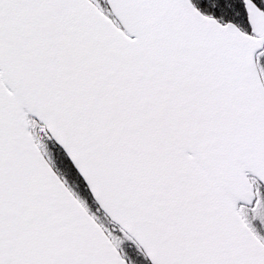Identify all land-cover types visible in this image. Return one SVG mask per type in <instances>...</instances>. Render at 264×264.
<instances>
[{
	"label": "snow or ice",
	"instance_id": "6c2138e0",
	"mask_svg": "<svg viewBox=\"0 0 264 264\" xmlns=\"http://www.w3.org/2000/svg\"><path fill=\"white\" fill-rule=\"evenodd\" d=\"M0 264H264V0H0Z\"/></svg>",
	"mask_w": 264,
	"mask_h": 264
}]
</instances>
